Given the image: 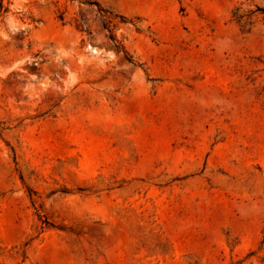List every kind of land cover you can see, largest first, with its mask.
<instances>
[{"label": "rangeland", "instance_id": "1", "mask_svg": "<svg viewBox=\"0 0 264 264\" xmlns=\"http://www.w3.org/2000/svg\"><path fill=\"white\" fill-rule=\"evenodd\" d=\"M2 5L0 264H264V0Z\"/></svg>", "mask_w": 264, "mask_h": 264}, {"label": "trees", "instance_id": "2", "mask_svg": "<svg viewBox=\"0 0 264 264\" xmlns=\"http://www.w3.org/2000/svg\"><path fill=\"white\" fill-rule=\"evenodd\" d=\"M2 1L3 0H0V8L3 9V5H2ZM85 4L91 6V5H96L95 3H91V2H86ZM97 6V5H96Z\"/></svg>", "mask_w": 264, "mask_h": 264}]
</instances>
